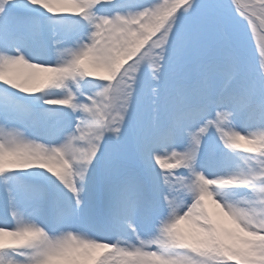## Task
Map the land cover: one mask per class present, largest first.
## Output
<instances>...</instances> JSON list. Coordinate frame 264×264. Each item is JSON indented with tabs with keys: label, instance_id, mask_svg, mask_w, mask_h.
I'll return each instance as SVG.
<instances>
[{
	"label": "snow or ice",
	"instance_id": "1",
	"mask_svg": "<svg viewBox=\"0 0 264 264\" xmlns=\"http://www.w3.org/2000/svg\"><path fill=\"white\" fill-rule=\"evenodd\" d=\"M0 264H264V0H0Z\"/></svg>",
	"mask_w": 264,
	"mask_h": 264
},
{
	"label": "rangeland",
	"instance_id": "2",
	"mask_svg": "<svg viewBox=\"0 0 264 264\" xmlns=\"http://www.w3.org/2000/svg\"><path fill=\"white\" fill-rule=\"evenodd\" d=\"M145 2H146V0H145ZM0 215H2V211H0Z\"/></svg>",
	"mask_w": 264,
	"mask_h": 264
}]
</instances>
